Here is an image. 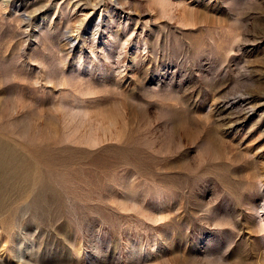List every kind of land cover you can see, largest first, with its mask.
I'll list each match as a JSON object with an SVG mask.
<instances>
[{"label":"rangeland","instance_id":"374dc122","mask_svg":"<svg viewBox=\"0 0 264 264\" xmlns=\"http://www.w3.org/2000/svg\"><path fill=\"white\" fill-rule=\"evenodd\" d=\"M262 206L264 0H0V264H264Z\"/></svg>","mask_w":264,"mask_h":264},{"label":"bare ground","instance_id":"6f19581e","mask_svg":"<svg viewBox=\"0 0 264 264\" xmlns=\"http://www.w3.org/2000/svg\"><path fill=\"white\" fill-rule=\"evenodd\" d=\"M4 151V150H3ZM5 152V151H4ZM47 200V199H46ZM261 209L263 210V213H262V217H264V206L261 207Z\"/></svg>","mask_w":264,"mask_h":264}]
</instances>
